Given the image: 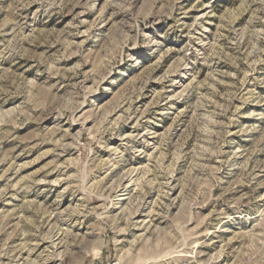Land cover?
<instances>
[{"label": "rangeland", "instance_id": "obj_1", "mask_svg": "<svg viewBox=\"0 0 264 264\" xmlns=\"http://www.w3.org/2000/svg\"><path fill=\"white\" fill-rule=\"evenodd\" d=\"M0 264H264V0H0Z\"/></svg>", "mask_w": 264, "mask_h": 264}]
</instances>
